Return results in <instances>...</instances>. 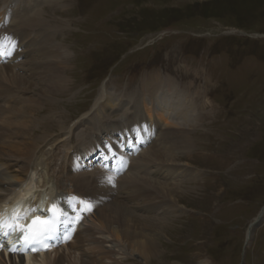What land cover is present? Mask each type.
Segmentation results:
<instances>
[{
  "label": "rangeland",
  "instance_id": "obj_1",
  "mask_svg": "<svg viewBox=\"0 0 264 264\" xmlns=\"http://www.w3.org/2000/svg\"><path fill=\"white\" fill-rule=\"evenodd\" d=\"M56 1L39 10L40 17L57 27L54 44L70 58L66 79L71 86L66 95L42 99L49 107L38 114L42 124L34 139L42 142L36 153L63 135L64 127L76 145L91 135L87 122L103 87L111 102L158 78L168 89L173 84L192 92L188 99L193 91L200 97L205 93L204 112H213L191 133L188 156L177 154L174 164L163 165L184 168L188 163L201 176L194 193L183 191L186 182L182 189L170 182L169 189L182 196L175 212L166 220L159 211L151 215L155 219L150 224L158 226L159 257L146 262L134 256L123 264H264V0ZM25 43L17 46L21 52ZM246 127L249 133L239 136ZM41 167L35 168L38 180ZM87 167L99 170L95 164ZM136 213L143 214L139 209Z\"/></svg>",
  "mask_w": 264,
  "mask_h": 264
},
{
  "label": "bare ground",
  "instance_id": "obj_2",
  "mask_svg": "<svg viewBox=\"0 0 264 264\" xmlns=\"http://www.w3.org/2000/svg\"><path fill=\"white\" fill-rule=\"evenodd\" d=\"M54 1L19 0L15 10L0 12V34L9 36V39L1 41V45L8 48L4 57L9 59L13 56V60L18 56L13 51L15 40H18L17 46L26 41V45L21 46L22 60L18 65L0 66V203L4 202L0 209L14 199L22 201L23 209H33L36 200L42 199L40 203L52 202L53 206L61 209V214L68 210L69 213H65L66 223L72 225L78 217L75 224L81 229L73 236L71 244L62 246V250L59 248L62 253L56 250L25 258L0 255V264H103L104 260L109 264H123L134 256L145 261L158 258L161 252L156 243L158 226L150 224L149 220L155 219L151 215L159 211L166 220L175 212L178 198L182 196L177 189H169L170 182L175 187L187 188L183 191L191 193L201 176V172L188 163L182 164L184 168L163 165L174 164L177 154L188 156L194 141L191 133L213 113L210 114L211 109L209 113L204 112L207 107L202 100L206 94L201 92L203 95L200 97L193 91L191 99H188L186 96L192 92L185 93L173 84L168 89L157 78L149 82L146 80L140 90H135L126 98L121 96L109 102L105 99L108 96L105 87L102 88L87 122L93 134L102 132L112 137L114 132H125L132 137L129 147L133 159L128 165L124 161L129 168L119 177L116 187L105 178L104 172L84 171L80 163L71 162L70 157L66 160L67 153L73 149L70 146L72 132L67 130L68 127L61 131L63 135L47 144V149L36 153L42 142L41 139H34L39 131L37 126L42 124L38 114L49 107L44 105L43 100L66 95L71 86L66 79L69 71L66 63L70 58L61 46L54 44L57 27L46 24L37 10L42 4ZM11 2L0 0V6H9ZM6 20L7 26L4 24ZM14 68L20 71L15 73ZM209 86L210 81L206 80L205 88ZM30 112L33 113L32 120ZM114 113H118L119 117L114 119ZM245 120L252 123L250 119ZM248 130L246 127L239 136L247 135ZM85 137L78 140L80 151L75 154L87 152L84 158L90 156L91 159L95 156L92 151L94 139L90 135ZM139 149H143L144 153L139 154ZM41 156L48 157L42 161L43 164L39 161ZM121 157L117 156L118 159ZM117 165L119 172L122 164L117 162ZM37 166H42L43 175L33 183L32 171ZM69 167L75 175H70ZM160 172L163 173L161 176L158 175ZM88 176L93 181L87 180ZM185 182L188 187H182ZM115 190H123L126 194L116 196ZM97 197L105 198V202H96ZM156 199H161L163 204H155L153 200ZM138 209L143 214L138 215ZM82 211L88 219L80 215ZM144 214L148 215L147 218L143 217ZM74 247L75 252H71ZM73 253L79 256L76 263L71 256Z\"/></svg>",
  "mask_w": 264,
  "mask_h": 264
}]
</instances>
